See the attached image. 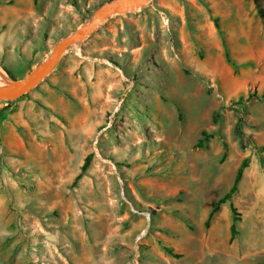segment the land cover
<instances>
[{"label": "rangeland", "instance_id": "obj_1", "mask_svg": "<svg viewBox=\"0 0 264 264\" xmlns=\"http://www.w3.org/2000/svg\"><path fill=\"white\" fill-rule=\"evenodd\" d=\"M28 1L0 0L18 78L109 0ZM79 48L0 100V264H264V0H150Z\"/></svg>", "mask_w": 264, "mask_h": 264}, {"label": "water", "instance_id": "obj_2", "mask_svg": "<svg viewBox=\"0 0 264 264\" xmlns=\"http://www.w3.org/2000/svg\"><path fill=\"white\" fill-rule=\"evenodd\" d=\"M150 0H109L102 3L92 14L91 18L60 39L53 47L51 53L41 63L31 69L21 78L9 77V83L0 85V100H15L34 89L57 66L63 54L73 46L80 50L79 45L91 35L105 20L127 12L136 11L145 6ZM119 176V174L117 173ZM148 218L150 217L147 214ZM147 225L146 230L148 229ZM143 232L142 234H144ZM141 234V235H142Z\"/></svg>", "mask_w": 264, "mask_h": 264}, {"label": "trees", "instance_id": "obj_3", "mask_svg": "<svg viewBox=\"0 0 264 264\" xmlns=\"http://www.w3.org/2000/svg\"><path fill=\"white\" fill-rule=\"evenodd\" d=\"M215 23H216V26L219 27L218 18H215ZM5 70L8 72V70H7L6 68H5ZM8 73L10 74V76H11L12 78H14V75H12L11 72H8ZM263 96H264V94H263ZM251 97H256V98H258L259 96H258L256 93H251V94L248 96V98H251ZM214 120H216V116H215V115H214ZM241 120H242V119H240V121H241ZM237 133H238V134L240 135V137H241V146H242L243 148H245V147L247 146V141L245 140V135H244V133L242 132V130H241L240 128H238ZM202 135H203L204 138H202V139L199 140V142L197 143V146H203V145H204V142H205V139L207 140V139H209V138L212 136V134L207 133L206 130H203V131H202ZM257 149H259L260 151H263V150H264V145H260V146H258ZM226 155H227V151H225V152L223 153V157H225ZM248 166H249V158H245V159L241 162V164H240V166H239V168H238V170H237V173H236V176H235V179H234V184L232 185V187L230 188V190H229L227 193H225V194H224L219 200H217L215 207H214V208L212 209V211L210 212L209 217H208V219L206 220V226H209V224H210V220H211V217L213 216V213L216 212V211H218V210L220 209V206H221L222 203H225V202L229 201V202H230V205H231V209H232V211H233V212L236 211V208H235V206H234L233 203H232V198H233L234 193L238 190V182L240 181V179H241V177H242V175H243L244 170H245ZM238 218H239L238 216H234V217H233V222H232V224H231V234H232V236L237 232L235 221H236ZM166 248H167V250H168L170 253H174V251H173V249H172L171 247H166ZM174 255H175V256H178L179 254H178V253H174Z\"/></svg>", "mask_w": 264, "mask_h": 264}, {"label": "crops", "instance_id": "obj_4", "mask_svg": "<svg viewBox=\"0 0 264 264\" xmlns=\"http://www.w3.org/2000/svg\"><path fill=\"white\" fill-rule=\"evenodd\" d=\"M32 2H33V0H29L28 1V3H25L26 5H28L27 7H26V9L24 10V12L23 13H26V15H29V16H31V21H32V16H34V14L32 13ZM52 3V2H51ZM0 10H1V8H0ZM30 11V12H29ZM30 13V14H29ZM31 23V22H30ZM38 37H36V39H37ZM34 41V40H33ZM33 41H31L30 43H28L27 44V46H25V49H23L22 51L21 50H18L17 48H16V45H14L12 42L11 43H8L6 46H2L1 44H0V51H1V55L2 54H4V52L5 53H8L10 56H9V62L8 63H6V64H4L1 60H0V66L1 67H3L4 69L6 68L7 70H8V72H11L9 69H8V67L7 66H10V67H12L13 69H15L16 68V65L18 64V61H19V59H16L17 58V56L19 57L20 55H19V52H21L23 55L25 54V52L27 53L28 52V50L30 49V47L32 46V44H33ZM15 50V51H14ZM11 74H12V72H11ZM13 75V74H12ZM14 78H18V77H16V76H14Z\"/></svg>", "mask_w": 264, "mask_h": 264}, {"label": "bare ground", "instance_id": "obj_5", "mask_svg": "<svg viewBox=\"0 0 264 264\" xmlns=\"http://www.w3.org/2000/svg\"><path fill=\"white\" fill-rule=\"evenodd\" d=\"M7 83H9V77L4 69L0 66V85H4Z\"/></svg>", "mask_w": 264, "mask_h": 264}, {"label": "built area", "instance_id": "obj_6", "mask_svg": "<svg viewBox=\"0 0 264 264\" xmlns=\"http://www.w3.org/2000/svg\"><path fill=\"white\" fill-rule=\"evenodd\" d=\"M161 18H162L163 22H164L166 25H169V23H170V18L168 17V15H166L165 13H162Z\"/></svg>", "mask_w": 264, "mask_h": 264}]
</instances>
